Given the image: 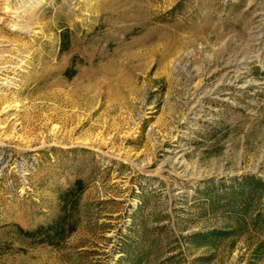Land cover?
<instances>
[{"label": "rangeland", "instance_id": "rangeland-1", "mask_svg": "<svg viewBox=\"0 0 264 264\" xmlns=\"http://www.w3.org/2000/svg\"><path fill=\"white\" fill-rule=\"evenodd\" d=\"M0 264H264V0H0Z\"/></svg>", "mask_w": 264, "mask_h": 264}, {"label": "trees", "instance_id": "trees-1", "mask_svg": "<svg viewBox=\"0 0 264 264\" xmlns=\"http://www.w3.org/2000/svg\"><path fill=\"white\" fill-rule=\"evenodd\" d=\"M84 187L81 179L74 180L68 188L58 193V212L54 218L32 229H22L17 224H10L14 235L31 244H44L52 247L61 244L76 229L78 202Z\"/></svg>", "mask_w": 264, "mask_h": 264}]
</instances>
